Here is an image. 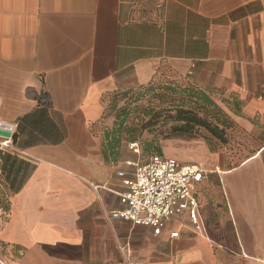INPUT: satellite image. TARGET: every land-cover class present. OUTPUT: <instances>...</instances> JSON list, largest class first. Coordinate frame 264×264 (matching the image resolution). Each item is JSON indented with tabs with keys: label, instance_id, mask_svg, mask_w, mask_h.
I'll return each mask as SVG.
<instances>
[{
	"label": "crops",
	"instance_id": "crops-1",
	"mask_svg": "<svg viewBox=\"0 0 264 264\" xmlns=\"http://www.w3.org/2000/svg\"><path fill=\"white\" fill-rule=\"evenodd\" d=\"M163 74L225 94L251 143L185 161L204 232L186 212L158 235L111 216L141 159L99 129L107 97ZM0 177L19 264H264V0H0Z\"/></svg>",
	"mask_w": 264,
	"mask_h": 264
},
{
	"label": "rangeland",
	"instance_id": "rangeland-1",
	"mask_svg": "<svg viewBox=\"0 0 264 264\" xmlns=\"http://www.w3.org/2000/svg\"><path fill=\"white\" fill-rule=\"evenodd\" d=\"M157 92H147L140 99L138 94L108 98L99 129L113 132L123 121L124 137L137 138L141 161L151 155L143 153L146 146L159 147L165 155L182 162L200 161L207 153L206 145L211 152L227 155L232 163L249 155L250 140L228 113L226 101L221 100L228 98L225 94L211 100L216 108L202 100H157ZM9 203L8 188L0 177V221L6 219ZM23 257L24 250L0 240V264H19Z\"/></svg>",
	"mask_w": 264,
	"mask_h": 264
},
{
	"label": "built area",
	"instance_id": "built-area-1",
	"mask_svg": "<svg viewBox=\"0 0 264 264\" xmlns=\"http://www.w3.org/2000/svg\"><path fill=\"white\" fill-rule=\"evenodd\" d=\"M1 145L8 147L10 140L3 141ZM130 146L137 152L140 150L138 143H130ZM128 163L134 171L131 176H127L125 171L118 173L126 189L119 193L123 206L111 212L113 218L151 227L158 235L174 217L186 212L195 231H205L195 195L196 183L204 175L199 164L185 163L165 154H154L146 161ZM179 234V231H173L170 236L174 238ZM124 251L128 253L126 249ZM107 264L133 263L127 255L122 261Z\"/></svg>",
	"mask_w": 264,
	"mask_h": 264
},
{
	"label": "trees",
	"instance_id": "trees-1",
	"mask_svg": "<svg viewBox=\"0 0 264 264\" xmlns=\"http://www.w3.org/2000/svg\"><path fill=\"white\" fill-rule=\"evenodd\" d=\"M161 80L164 81V84H156V81ZM142 89H145V91L142 92ZM156 90H158L156 94L157 100H202L203 102L209 105H214L216 108H218V105L211 101L215 99L206 91L200 89L197 85L187 81L175 80L164 74L155 78L152 82L145 86H140L135 89L115 91L113 94L107 97V100L108 98L110 99V97L114 95L117 96L119 94H121L124 98L129 97L131 94H138L137 99H140L142 96H145L147 92H153ZM185 126L186 124L184 125V127ZM123 130L124 124L122 121L117 124V127L113 132L109 133L108 131L106 135H111L114 143H119L123 139L126 140L128 143H138L137 138L135 136H132L128 139L124 137ZM143 153L151 154L150 157L154 154H164L161 148L153 146H146L145 148H143Z\"/></svg>",
	"mask_w": 264,
	"mask_h": 264
}]
</instances>
